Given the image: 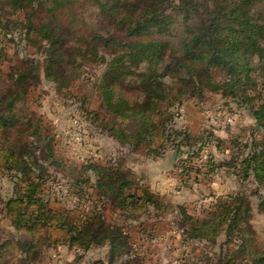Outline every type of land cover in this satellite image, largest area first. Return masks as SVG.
Returning a JSON list of instances; mask_svg holds the SVG:
<instances>
[{"label":"trees","instance_id":"16d2710c","mask_svg":"<svg viewBox=\"0 0 264 264\" xmlns=\"http://www.w3.org/2000/svg\"><path fill=\"white\" fill-rule=\"evenodd\" d=\"M88 8L95 12L89 23ZM23 40L37 56L17 50L18 60L4 71L10 43ZM42 78L61 95L89 81L100 108L94 122L102 117V131L129 154L157 159L175 145L192 160L212 142L219 152L230 149L220 160L210 154L202 170L184 163L183 172L225 171L241 188L197 216L141 186L127 156L66 163L55 137L28 111V95ZM208 92L245 108L255 125L227 139L177 127L178 109ZM89 97L82 106L91 115ZM50 167L80 196L75 209L45 197L49 182L56 183ZM0 172L14 189L0 196L13 229L0 236V264H38L45 250L60 245L106 247L109 264H134L139 252L124 228L153 211H178L185 241L218 246L206 264H264L252 225V200L264 214V0H0ZM82 199L94 200L92 214L76 217ZM107 204L121 212L122 223L107 218Z\"/></svg>","mask_w":264,"mask_h":264},{"label":"rangeland","instance_id":"374dc122","mask_svg":"<svg viewBox=\"0 0 264 264\" xmlns=\"http://www.w3.org/2000/svg\"><path fill=\"white\" fill-rule=\"evenodd\" d=\"M83 18L86 22H91L95 19V12L88 8ZM180 30L182 29L179 28ZM15 37L17 41L23 38L20 34H16ZM1 40L3 41V38ZM23 42L24 44L18 47L10 43L4 60V71L18 60L17 50L21 55L37 56V48L27 45L25 40ZM75 84L72 93L61 95L56 91L54 84L42 78V82L31 90L27 98L28 111L40 118L48 132L55 137L56 148L66 163L80 164L86 160L105 162L127 156L126 165L132 169L141 186L149 187L165 203L174 206L184 205L190 214L197 216H202L206 209L225 202L228 195L241 188V183L225 171L207 177L195 171L191 172V168L204 169L212 153L219 160L228 157L230 149L225 153L219 152L215 142L205 148L199 157L192 160H187L186 153L178 154L175 145L168 146L166 152L157 159L129 154L126 148L121 147L116 140L102 131L100 126L102 117L94 122V113L99 112L100 108L98 99L90 88L91 83L77 81ZM84 95H90L87 99L89 103L85 107L93 111L91 115H88L82 106ZM178 113L181 116L176 119L177 127L187 128L193 134L212 131L214 135L225 139L229 138L231 133L244 135L255 125V121L245 108L239 107L230 99L223 98L220 93L208 92L202 99H193L180 107ZM184 163L191 167L187 173L183 172ZM49 172L56 177L57 184L49 182L50 188L46 187L45 197L51 198L53 202L57 201L60 206L75 209L81 198L73 191V193L69 191V178L54 167H50ZM10 178L11 176L6 172H0V196L14 193ZM248 185L254 187L251 182ZM93 201V199L83 200V210L76 209V217L90 216L94 207ZM252 201V225L258 242L264 245V214L257 209L256 200ZM106 207L104 211L107 218L120 223L125 220L120 211H112L110 204ZM178 213V211L174 213L153 211L150 216L142 215L139 222H132L130 227L124 228L125 233L130 236L131 248L139 252L140 261L134 264L208 263L209 255L218 251V246L213 250L207 249L205 242L200 240L185 241L182 230L176 223ZM12 230L5 213L0 211V236L8 237ZM96 261L109 264L106 247L95 246L84 252L71 249L67 245H60L58 248L45 250L37 263L91 264Z\"/></svg>","mask_w":264,"mask_h":264}]
</instances>
